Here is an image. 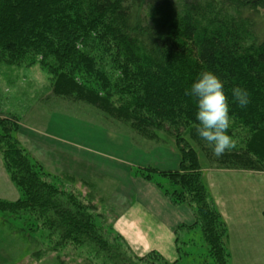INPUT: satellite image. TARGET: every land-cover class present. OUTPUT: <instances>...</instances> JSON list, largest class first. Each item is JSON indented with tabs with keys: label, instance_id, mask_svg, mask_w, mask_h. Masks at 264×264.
I'll use <instances>...</instances> for the list:
<instances>
[{
	"label": "trees",
	"instance_id": "trees-1",
	"mask_svg": "<svg viewBox=\"0 0 264 264\" xmlns=\"http://www.w3.org/2000/svg\"><path fill=\"white\" fill-rule=\"evenodd\" d=\"M0 63L38 65L53 95L91 105L146 138L156 140L160 129L169 134L176 169L140 165L134 175L166 178L167 188L156 184L193 214L178 228L199 227L211 264H230L227 226L200 154L209 168L264 172V0H0ZM204 71L225 82L229 135L233 123L246 129L243 144L220 157L197 135L196 100L186 94ZM234 86L249 91L246 107L233 102ZM14 120L0 117V154L20 196L0 199V210L29 216L59 242L87 247L102 264H181L154 249L130 254L120 234L97 223L91 204L29 157L13 135Z\"/></svg>",
	"mask_w": 264,
	"mask_h": 264
},
{
	"label": "rangeland",
	"instance_id": "rangeland-1",
	"mask_svg": "<svg viewBox=\"0 0 264 264\" xmlns=\"http://www.w3.org/2000/svg\"><path fill=\"white\" fill-rule=\"evenodd\" d=\"M61 114L67 118L64 125L67 128H72L74 136L71 138L74 141L76 140L83 145L87 144L92 146L90 150L99 149L104 156V164L103 167H101L103 171L97 174L93 171L95 168L92 167L94 163L88 165L82 162V165L86 166L83 172L86 173L88 171V188H73L74 192L78 193L83 201L92 205L97 223L102 225L107 233L115 235L117 232L113 229L112 224L115 218L128 216L130 213H132L131 215H136L138 213L147 221L148 212L138 208L136 196L133 197V193H130L128 195L126 194L123 198L122 194L123 188L127 184L124 180L125 174H131L133 176L134 170L138 168L137 166L142 165L140 163H144L143 161L148 159L146 154L137 152L139 159L134 163L131 162L130 165L126 164V169H122L119 173L108 166L107 158L109 157L111 158H108L110 161L115 162L117 157H125L124 155H126L125 153H127L128 148L134 147L139 148L137 150L141 152H145L150 146L175 149L173 138L162 129L157 130V138L154 137L156 140L146 138L143 135L137 134V132L133 131L124 122L105 115L91 105L53 95L49 90L48 74L45 69H42L38 65L20 67L7 66L0 63V117H6L7 115L15 117L14 121L17 122L19 128L13 135L19 143L20 141L16 136L17 132L22 131L24 134H28L31 137L33 128L37 130L46 129L45 126L48 118L51 115L61 116ZM231 122H233L232 118ZM233 125L230 135L235 139L236 146H239L243 144L246 129L234 123ZM23 126H28L32 129L30 131ZM82 126L92 130H100L109 135L108 137L105 136L104 140L96 138V135L77 137L76 133L80 132V128L82 132H84ZM110 134H120V142L117 143L116 139H111ZM97 135L98 137L100 136V134ZM29 143H31V141H29ZM191 144L194 145L198 151H201L195 142H191ZM20 145L26 150L33 161L39 162L31 156V152H29L31 150L30 148H25L22 143H20ZM201 154L200 159L203 161V167L209 168L203 159V154ZM87 158H92V155H88ZM75 159L78 161L70 163L69 159H67L66 162H68L72 168H78L81 162L78 158ZM0 163L4 168L8 180H10L17 190L18 197L15 199L17 200L20 196V192L11 181L4 167L1 154ZM39 163L42 166L44 165L42 162ZM88 163H90V161H88ZM162 165L169 169L168 164ZM161 167L164 168L163 166ZM44 170L47 171L45 168ZM128 170L130 174H127ZM49 173L54 176L53 172ZM74 174L76 175V173ZM251 174L257 180L258 184L261 185L260 187L254 186L253 189L256 192H260L264 200V172L259 173L255 171V173ZM59 178L62 179L64 185L65 183H69V181L62 176ZM153 180L152 182H160L167 188L168 183L166 178L154 175ZM251 186L252 184L248 185L249 192L252 190ZM84 188L88 196L81 194L83 192L80 191H83L82 189ZM176 206L180 208L184 207L192 213L191 208L186 203H180ZM154 220L158 221L157 218H154ZM150 222H153V220ZM185 227L178 228L176 232L178 243L184 242L180 244V252L176 250V246H174L173 242L167 240L165 235H155L153 232L152 234L144 235V239L147 242L149 241L148 246L138 241L136 239L138 236L134 234L122 237H124L123 239L126 245L132 250V252L130 251L132 255H135V253L140 255L151 248L160 252L169 261L179 258L181 264H211L212 259L208 253L209 247L203 241L200 228L195 227L194 229L188 230ZM133 240L134 243L132 242ZM123 248H125L124 245ZM89 251L90 249L87 247L75 245L70 241L59 242L54 232H50L45 227H40L35 224L27 215L0 210V264H102L101 261L93 257ZM133 251L135 252L134 254ZM230 264H232L231 259Z\"/></svg>",
	"mask_w": 264,
	"mask_h": 264
},
{
	"label": "crops",
	"instance_id": "crops-1",
	"mask_svg": "<svg viewBox=\"0 0 264 264\" xmlns=\"http://www.w3.org/2000/svg\"><path fill=\"white\" fill-rule=\"evenodd\" d=\"M66 120L67 118L62 114L61 116L51 115L47 120L46 129L37 130L23 126L30 131L32 129V136L30 137V135L24 134L22 131L17 132L16 136L20 143L24 144L25 148L31 149L29 151L31 156L42 162L48 172H53L54 176H62L69 181L65 185L72 188H88V171L86 173L83 172L86 166L82 165V162L88 165L94 163L95 166L94 164L92 166L95 167L93 171L97 174L103 171L101 167L104 164V156L101 150H90L92 146L74 141L71 138L74 136L72 128H67L64 125ZM82 128L84 132L80 128V132L76 133L77 137L96 135V138L104 140L105 136L108 137L109 135L100 130H92L84 126ZM97 134H100V136L98 137ZM110 137L111 139H116L117 143L121 140L120 134H110ZM137 149L139 148H128L126 155H124L125 157L118 155L119 157L116 158L115 162L110 161L109 159L111 158L108 157V166L119 173L122 169H126V164L130 165L131 162H136L139 159L137 152H140L145 153L148 158L143 161L144 163H140L142 165H150L161 170H174L177 167L179 155L172 148L150 146L145 152ZM88 155H92V158L88 159ZM75 158H78L81 162L78 168H72L66 162L67 159H69L70 163L78 161ZM162 164H168L169 169ZM129 170L127 174H130ZM72 172L76 173V175ZM251 173H255V171L203 168V178L227 225V244L232 264H264V200L261 197V193L253 189L254 186L260 187L261 185L258 184ZM124 180L127 184L123 188V198L126 194L133 193L132 196H136L138 200V208L148 212V220L145 221L144 217L138 213L136 215H131L132 213H130L128 216L115 218L112 223L113 229L121 236H131L130 234L138 236L136 239L145 244V246H148L149 241L147 242L144 239V235L152 234V232L155 235H165L167 240H170L176 246L174 230L179 225H188L193 222L191 211L184 207L180 208L173 205L163 193V189L156 184V181L152 182L154 180L147 181L134 174L133 176L125 174ZM249 184H252L251 192H249ZM82 190L80 191L83 192L81 194L88 196V193L84 191L85 188ZM17 197V190L8 180L0 163V198L13 201ZM154 218H157L158 221H155ZM152 220L153 222H150ZM132 242L134 243V240ZM150 249H147V251Z\"/></svg>",
	"mask_w": 264,
	"mask_h": 264
},
{
	"label": "clouds",
	"instance_id": "clouds-1",
	"mask_svg": "<svg viewBox=\"0 0 264 264\" xmlns=\"http://www.w3.org/2000/svg\"><path fill=\"white\" fill-rule=\"evenodd\" d=\"M224 83L216 73L204 71L186 89V94L196 100V133L216 157L236 147L235 139L228 132L231 116ZM231 96L233 102L242 108L250 103V93L244 87L234 86Z\"/></svg>",
	"mask_w": 264,
	"mask_h": 264
}]
</instances>
